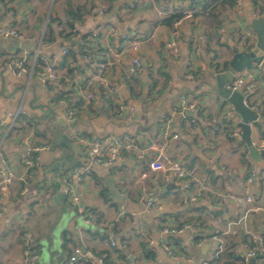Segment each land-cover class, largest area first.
I'll list each match as a JSON object with an SVG mask.
<instances>
[{
    "label": "crops",
    "instance_id": "obj_1",
    "mask_svg": "<svg viewBox=\"0 0 264 264\" xmlns=\"http://www.w3.org/2000/svg\"><path fill=\"white\" fill-rule=\"evenodd\" d=\"M240 1L243 22L226 0H71L85 7L76 28L88 34L93 51L77 45L76 62L61 65L58 81L44 87L31 68L51 12L65 17L64 0H0V26L25 33L18 41L0 38V151L14 173V180L0 187V264H62L77 247L107 264H215L218 249L231 240L240 257L255 248L259 254L250 264H264V152L259 159L251 156L233 104L218 92L219 75L232 81L229 41L245 46L240 30L264 18V0ZM191 7L197 9L192 17L174 25L167 21ZM52 28L57 38L42 52L60 56L69 42L59 37L58 26ZM93 31L98 32L94 39ZM134 38L141 41L138 53L129 49ZM82 51L99 55L89 60ZM136 56L139 68L132 61ZM19 59L30 72L14 66ZM107 60L112 61L107 80L116 87L112 94L88 83ZM242 89L260 114L251 122V137L262 146L264 78L247 79ZM62 92L69 100L59 97ZM89 92L94 99H87ZM182 96L196 105L195 116H187ZM75 101L80 106L72 122L68 107ZM234 128L241 138L230 135ZM77 134L106 143L126 135L142 145L166 140L170 156L196 167V180L179 183L150 169L152 152L146 159L130 153L110 165H93ZM27 152L38 161L31 173L23 162ZM252 171L257 176L248 183ZM64 177L93 211L90 222L65 194ZM108 179L120 201L111 196ZM249 193L253 204L215 201L221 194L245 198ZM148 200L155 202L149 211ZM184 223L190 227L178 234L163 231ZM75 264L100 263L86 257Z\"/></svg>",
    "mask_w": 264,
    "mask_h": 264
},
{
    "label": "built area",
    "instance_id": "obj_2",
    "mask_svg": "<svg viewBox=\"0 0 264 264\" xmlns=\"http://www.w3.org/2000/svg\"><path fill=\"white\" fill-rule=\"evenodd\" d=\"M136 5L137 3H133L132 7H136ZM98 9L100 13L105 12V9L103 7H99ZM234 9H236L237 15H239L240 20L243 22L244 7L240 0L236 1ZM196 12L197 9L194 7L185 9L183 11L182 19L190 18L193 15H195ZM77 30L78 29L75 28L73 33L76 34ZM240 31L244 35L243 41L245 48L248 51L254 50L258 42V36L255 30L251 27L250 29H242ZM74 34L72 35L73 38L75 37ZM97 36H98L97 31H93L91 33V38H96ZM0 37L6 39H23L25 38V33L21 32L17 27L13 25L0 26ZM171 45L175 48L176 43L172 42ZM50 46H51V42L44 41V37L42 35L40 44L35 52L36 61L33 67L31 68V72L37 74L41 84L44 87H49L58 81L59 70L62 64V57L68 54L70 49V43L62 47L60 56L50 55L48 53L42 52L43 47L49 48ZM140 46H141V41L139 39L136 38L131 39L129 45V49L131 51L138 53L140 50ZM84 57L86 59L91 60L90 54H85ZM263 57H264V51H263ZM132 61L134 66H136L137 68L141 67L142 61L139 58V56L134 57ZM13 64L16 68H19L26 72H30V68L26 69V67L24 66L23 60L20 59L15 60ZM37 64L38 66L36 67L35 65ZM111 65H112L111 60H107L104 61L103 63L98 64L97 65L98 68L96 72L92 73L91 78H89L88 81L89 86L99 85V87L104 91H108L111 94L114 93L116 91V87L115 85L110 84L108 82L106 76V69L109 68ZM258 74L264 78V67H262L260 64L254 63L250 67H244L241 70L235 71L233 73V79L231 82L227 84V87L232 91L241 89L247 79H253ZM186 76L190 79H194V75L192 73H188ZM247 96L248 94L245 93V101L247 99ZM94 98H95L94 93L89 92L87 94L88 100H92ZM182 100L186 104L185 108L187 110L194 111L196 109V105L194 103H187L185 96H182ZM20 113H21L20 111H17L16 114L12 115L13 119L15 120L18 117V115H20ZM68 117L69 120L72 122L75 120L76 108L74 107V105H69ZM26 123L28 122L26 121ZM231 136L236 138L238 137L241 138L240 130L238 128H234L231 132ZM175 137H177V135H175ZM76 139L80 141L84 146H86V148L90 152L92 156L91 162L93 165H97V166L102 164L110 165L117 162L118 160L122 159L125 155L130 153L131 154L134 153L140 159H146L148 154L152 152L153 153L152 157L149 160L150 169L155 171H162L166 174H170L179 183L181 181H188V182L194 181L196 180L197 177L196 167L189 166L184 161L174 158L167 153L168 142L166 140L164 141L150 140L146 144L142 145L137 141V139L129 135L121 136V137H113L112 139H110L111 141L109 140L108 143H106L107 142L106 140H101V139H96L91 141L79 134L76 135ZM257 147L264 152V145ZM0 159L2 165L0 168V187L3 189L6 187L7 184H9L14 180V173L11 165L9 164L7 159L2 155L1 151H0ZM23 162L25 167L30 171V173L38 165L37 158L32 157L31 153L29 152H27V155L23 160ZM256 176H257L256 172L252 171L250 175L247 177V182L248 183L253 182ZM63 182L65 184V194L70 199L71 203L76 207V210L84 216L85 220L87 222H90L92 214L86 212V206L81 202L79 195L75 191L69 179L67 177H64ZM203 189L204 188L201 187L200 193H202ZM193 199L196 200V197H193ZM229 200H233V201L246 200L250 204H253L255 202L254 196L251 195L250 193L247 194L245 198H241L239 196H235L232 194H221L216 198L215 201L221 204H225ZM154 204H155L154 200H148L146 203V210L147 211L151 210L154 207ZM189 227H190L189 224H184L180 228L165 227L163 231L166 234H178L184 231L185 229H188ZM112 245H115L114 241L112 242ZM166 249L169 252V254H171L174 257H177L175 250H173L170 245H167ZM222 249L223 248L218 249L217 252L219 253L220 251H222ZM256 254L257 251L255 248H250L249 250H247L245 255H243L244 264H250L251 260L256 256ZM86 257H89L91 259L93 258L96 262L100 264H107L103 257H99L91 252H84L79 247L75 248L73 250V253L69 255L66 261H64L62 264H75L80 259ZM190 264H196V263L191 261Z\"/></svg>",
    "mask_w": 264,
    "mask_h": 264
},
{
    "label": "water",
    "instance_id": "obj_3",
    "mask_svg": "<svg viewBox=\"0 0 264 264\" xmlns=\"http://www.w3.org/2000/svg\"><path fill=\"white\" fill-rule=\"evenodd\" d=\"M252 25L258 36L257 46L252 51H248L245 46H239L237 43L229 41L231 49L233 51V57L229 63L228 75L233 79V73L239 71L244 67H250L254 63L260 64L264 67V18L252 19ZM221 75L218 79V92L219 95L230 101L234 106L235 115H238L240 120L238 125L242 128V139L249 148L251 156L259 159L260 151L255 145L251 137V122L259 121L260 114L258 111L250 107L245 101V92L243 89L230 90L227 87L228 81L220 80ZM187 116H195L192 111H186ZM68 157V156H67ZM75 169L77 166L74 167ZM107 187L111 193V196L115 201H120V194L118 193L112 179L106 181ZM62 186L58 184L57 187ZM65 196V195H64ZM254 259L251 260L253 262Z\"/></svg>",
    "mask_w": 264,
    "mask_h": 264
},
{
    "label": "trees",
    "instance_id": "obj_4",
    "mask_svg": "<svg viewBox=\"0 0 264 264\" xmlns=\"http://www.w3.org/2000/svg\"><path fill=\"white\" fill-rule=\"evenodd\" d=\"M226 1L228 4L235 6L237 0H226ZM63 4H64L63 6H64V11H65V17L62 18L57 13H53V11L51 12L49 23H48V28H47L48 33L45 34L44 41L50 42V41L56 40L57 35L55 34L52 28L53 24H55L56 26L60 28L59 33H58L59 37L70 43L69 52L67 55L64 56V58L62 59V64H61V65H65V64L67 65L69 64V61L70 63L73 61L76 62V55L79 52L78 49L80 48L81 50H84L86 46L87 48H89L90 42L87 41L86 39L88 37V34H80L79 30L76 31V34L73 33L74 29L76 28V24L83 22V16H84V13L86 12L85 7L82 5L74 6L73 4H71V0H64ZM182 18H183V13L176 14V15L173 14L167 21L169 23H173L174 25L178 21H180ZM73 34L75 35L74 38L72 37ZM79 40L82 41L80 44H79ZM77 45L79 46V48H76ZM89 49L93 51V48H89ZM82 54L85 55V54H88V52L82 51ZM92 55L93 56L91 58L92 60L95 61V58L99 54L97 56H95L94 54ZM59 97L62 99L66 97L67 100H69L68 94L64 92H62ZM70 105H74V107L76 108V112H77V107L80 106V101H75L74 103H71ZM262 111L264 115V109ZM231 132H230V135H231ZM86 212L91 213V214L93 213V211L88 207H86ZM252 245H255L254 242H252ZM29 250L32 251L34 250V248L30 247ZM71 254L72 253H70L69 255ZM257 254H259V251H257ZM214 262H216L215 264H244V259L240 257V255L238 254V243H235L233 240H231L230 243L223 246L222 251H220L217 254V257Z\"/></svg>",
    "mask_w": 264,
    "mask_h": 264
},
{
    "label": "rangeland",
    "instance_id": "obj_5",
    "mask_svg": "<svg viewBox=\"0 0 264 264\" xmlns=\"http://www.w3.org/2000/svg\"><path fill=\"white\" fill-rule=\"evenodd\" d=\"M1 38V37H0ZM13 41H18V39H12ZM255 67V66H254Z\"/></svg>",
    "mask_w": 264,
    "mask_h": 264
}]
</instances>
